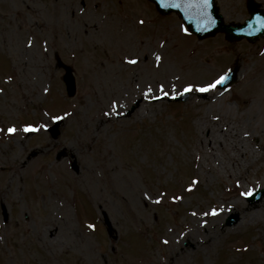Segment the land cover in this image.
I'll use <instances>...</instances> for the list:
<instances>
[{"label": "rangeland", "instance_id": "1", "mask_svg": "<svg viewBox=\"0 0 264 264\" xmlns=\"http://www.w3.org/2000/svg\"><path fill=\"white\" fill-rule=\"evenodd\" d=\"M246 3L217 0L226 22ZM1 126L0 264H264L242 195L264 189V39L200 41L145 0H0Z\"/></svg>", "mask_w": 264, "mask_h": 264}, {"label": "water", "instance_id": "2", "mask_svg": "<svg viewBox=\"0 0 264 264\" xmlns=\"http://www.w3.org/2000/svg\"><path fill=\"white\" fill-rule=\"evenodd\" d=\"M153 1L157 4V8H159L162 13H169L172 11L178 12L186 21L190 30L201 38L213 35L217 31H225L230 40H239L243 37H247L250 41H256L257 39L264 37V26H262L261 23H258V21H264V13L258 12L255 5L250 6L252 19L245 24L246 26L232 28L223 24L222 18L218 15L214 0H208L206 6L202 3H198L195 7H190L186 0H166L168 4L167 7L162 6V0ZM176 3H180V7H175L174 5ZM247 28L248 31L245 32V29ZM263 195L264 190L255 192L248 197V202L253 203L259 201ZM238 220V216L235 218H229L227 220V225L235 224Z\"/></svg>", "mask_w": 264, "mask_h": 264}, {"label": "snow or ice", "instance_id": "3", "mask_svg": "<svg viewBox=\"0 0 264 264\" xmlns=\"http://www.w3.org/2000/svg\"><path fill=\"white\" fill-rule=\"evenodd\" d=\"M186 2L189 4L190 7H195L197 6L198 3H202L204 6L207 5L208 3V0H186ZM162 6H165L167 7L168 4L166 2V0H162ZM175 7H180V3H176L174 5ZM141 23H143V21H141ZM258 23H261L262 26H264V21H258ZM160 58L157 57V60H159ZM129 63L131 64H135L137 63V60L136 59H132L129 61ZM227 79V74L225 75H221L219 76L218 79H216L214 82L212 83H209L207 85H203V86H196V90L199 91V92H208L212 89H215L218 85H221L223 84ZM193 88V85H188L186 88H185V91H191ZM149 92H151V88L148 89ZM160 91L163 92V85L160 86ZM170 93L168 92H163V95L167 96L169 95ZM156 99H159L160 97H155ZM54 120H59L61 119L60 117H53ZM29 130H34L32 128V126H26L24 131H29ZM16 131V129L14 127L12 128H9L8 129V132L9 133H14ZM253 193L252 191H248V192H245V193H242V195H245V196H251ZM213 215H216L218 214V211L216 209H213V212H212ZM89 227H95L94 225H89Z\"/></svg>", "mask_w": 264, "mask_h": 264}, {"label": "bare ground", "instance_id": "4", "mask_svg": "<svg viewBox=\"0 0 264 264\" xmlns=\"http://www.w3.org/2000/svg\"><path fill=\"white\" fill-rule=\"evenodd\" d=\"M111 108H112V107H111ZM112 109H113V108H112ZM105 119H106V120H110V119H111V117H110V119H109V118H107V117H106ZM69 155H70V156H72V153H70Z\"/></svg>", "mask_w": 264, "mask_h": 264}]
</instances>
